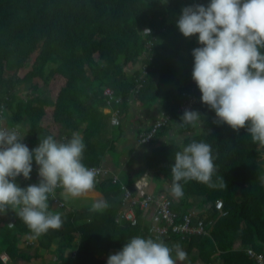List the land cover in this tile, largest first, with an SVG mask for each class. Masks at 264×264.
Returning a JSON list of instances; mask_svg holds the SVG:
<instances>
[{
	"label": "trees",
	"instance_id": "trees-1",
	"mask_svg": "<svg viewBox=\"0 0 264 264\" xmlns=\"http://www.w3.org/2000/svg\"><path fill=\"white\" fill-rule=\"evenodd\" d=\"M207 3L208 0H0V103L9 114L6 121L27 126L25 138L30 150L49 135L66 141L73 132L81 133L86 145L82 162L88 167L100 163L103 151L99 142L110 129V114L102 111L106 105L104 87L112 88L121 97L120 103H113L120 111L131 97L143 105L160 98L163 111L171 117L157 134L176 121L179 131L185 134L184 146L192 141L211 145L215 186L196 180L181 181L184 195L179 203L172 204V209L181 215L178 211L186 205L199 204L202 208L210 203L207 220L213 224L208 235L181 238L170 234L159 241L173 250L175 264L181 260L176 245L179 250L184 247L186 254L197 248L206 264L216 255L218 264H255L245 248L252 246L261 251L264 244V159L260 160L264 145L254 143L245 128L235 131L226 123L214 122L215 112L201 102L191 75L192 50L201 46L198 34L184 37L176 26L182 7ZM145 28L151 29L147 36ZM183 50L185 54H181ZM138 59V70L128 74L127 67ZM142 65L146 70L143 86L130 95L134 76ZM33 78H40L42 85L32 82ZM24 83L22 93L19 86ZM189 94L198 98L189 109L198 111L200 120L195 125L182 126L184 110L177 112V108ZM180 150L179 145L169 144L157 147L152 154V161L163 163L161 173L170 181V166ZM220 177L226 187L220 186ZM16 181L23 187L27 180L18 176ZM111 184H97L109 200L102 212L89 208L61 213L63 207L57 208L49 198V210L59 213L63 224L35 239L17 210L6 209L0 214V264L30 261L56 239L54 264H106L95 253L120 250L134 236L152 238L138 223H115L118 202L113 196L118 186ZM216 199H222V214L213 206ZM25 234L36 241L33 254L18 246ZM75 234L77 243L73 241ZM238 240L243 246L237 249L234 245ZM74 248V259L64 255L66 249Z\"/></svg>",
	"mask_w": 264,
	"mask_h": 264
},
{
	"label": "clouds",
	"instance_id": "clouds-1",
	"mask_svg": "<svg viewBox=\"0 0 264 264\" xmlns=\"http://www.w3.org/2000/svg\"><path fill=\"white\" fill-rule=\"evenodd\" d=\"M176 26L184 37L197 35L192 50V79L201 102L214 110L216 123L233 130L245 128L254 143L264 145V0H208L182 7ZM151 33L145 28L144 35ZM196 110L185 109L181 125H195ZM20 126H0V214L15 209L38 238L63 224L59 213L49 210V197L60 187L73 197L95 187L96 172L82 162L86 145L79 132L66 141L49 135L32 148L22 143ZM33 161L39 166L38 183L21 187L16 177L30 178ZM211 145L192 141L175 153L171 164V192L184 195L183 182L212 184L215 172ZM147 174H145L146 178ZM142 178V179H143ZM222 187L226 183L219 178ZM107 202H96L92 212H102ZM181 258L185 253L179 251ZM172 249L163 241L134 236L106 264H175Z\"/></svg>",
	"mask_w": 264,
	"mask_h": 264
},
{
	"label": "crops",
	"instance_id": "crops-1",
	"mask_svg": "<svg viewBox=\"0 0 264 264\" xmlns=\"http://www.w3.org/2000/svg\"><path fill=\"white\" fill-rule=\"evenodd\" d=\"M136 64L138 68L139 59L137 63L132 64L133 68L127 67L128 69H130L128 74L135 73V71L137 70V68L135 67ZM163 108L164 106L160 98H158L151 105L140 104L139 101L134 97L128 99L124 109L120 111L119 122L117 124H113L110 122L109 133L103 135L101 142H99V147L103 151V153L100 163L97 166L101 167L104 170V173L99 177V181L95 183V187L92 190L75 197L66 194L62 188L57 193V196L59 200L63 202L64 206H61L63 208H60V206H58L57 204H54V206L62 209L61 213H76L81 212L84 209L92 208V205L96 202H107L108 204L109 200L101 192V189L97 186V184L101 183L102 186L104 185L105 187L109 186L111 183V185L116 184L118 186V192L115 196H113V199L118 202V208L115 214V223L120 226L124 224L135 226L138 223L141 226L140 229H147L149 236L154 239L151 228L155 222L153 219L154 209H141L132 205L130 201H127L125 203L124 201H122L124 192L122 188L125 187L126 189L130 190L132 195L137 199H140L147 194H165L170 198L172 202L171 207L172 204L176 205L180 202L181 199L176 198L171 192L172 181L165 178L161 173L160 167L163 163L152 161L151 159L154 150L159 146L177 144L181 147V149L184 147L185 134L179 131V123H177L176 121H171V123L164 130H161V132L157 134V136L149 143H140L138 141L139 134L149 129L150 125L159 116ZM5 110L6 108L4 109L3 115L0 117V123H5L13 127L19 125L21 131L24 133V138L22 140L29 147L28 141L25 138V135L27 133V126L23 123L6 121L9 114L6 113ZM102 111L109 114L104 107H102ZM57 140L61 141L63 140V138H57ZM36 166V163L33 162V167ZM145 174H147V176L146 178H143L145 177ZM22 178L24 177L22 176ZM39 179L40 177L38 176V173L32 170L30 173V178L26 179L27 181L23 187H26L29 184H36L38 183ZM190 201H192V198H190ZM207 204L209 205L210 203ZM208 205L203 206L202 208L198 207L199 204L186 205L185 208L182 211H178V213H182L181 215H183L184 213L189 212L191 209H195L197 210L198 216L203 218L204 221L208 223L209 221L207 220V215L209 214L211 209V207ZM129 209L132 210L135 216L136 222L134 224L124 218L119 217V213L121 211ZM172 210L177 213V211H175L174 209ZM5 220L8 222L10 221V219L8 218H6ZM0 221H2L1 216ZM212 224L213 221H211L210 224H207L206 233L193 234L191 236L208 235ZM57 240L58 239L55 240V244ZM73 241L74 243H77V234H75V238L73 239ZM36 245V241H34V239H32L31 236L27 234L23 235L18 243V246L20 248L29 250L32 254L34 253ZM242 246L243 245L239 242V240L234 245V247L237 249L241 248ZM249 247L253 248L252 246H247L245 250ZM181 248L182 249H180L179 251H183L185 253L184 247ZM43 251L45 252L46 249L40 250V257ZM117 251L119 250L110 249L108 252L102 253V255L95 253V257L105 259V261H107L109 255L115 254ZM257 252L264 253V244H262L261 251ZM75 254V248L66 249L64 252L65 256H68L72 259L75 258ZM218 262L219 259L216 255L211 260V263L208 264H218ZM54 263L55 259L53 261V264ZM180 264L206 263L202 259H200L197 248H193L189 253H185L184 257L180 260Z\"/></svg>",
	"mask_w": 264,
	"mask_h": 264
},
{
	"label": "built area",
	"instance_id": "built-area-1",
	"mask_svg": "<svg viewBox=\"0 0 264 264\" xmlns=\"http://www.w3.org/2000/svg\"><path fill=\"white\" fill-rule=\"evenodd\" d=\"M152 38L154 39L153 36ZM143 53L145 55L147 54V51H144ZM141 63L142 62H140V64ZM145 74H146V70L142 65L139 74H136L134 76L133 86L129 91L130 95H134L138 93L139 90L142 88L145 79L144 78ZM102 92L106 100V105L104 106V108L110 114V122L113 124H117L119 122L120 110L118 109V107H113V103H120L121 97L116 96L115 92L110 87H104ZM196 100H198L196 96L190 94L187 95V99L184 100V102L177 108V112H180L185 109H189ZM4 109H5L4 103H0V117L3 115ZM170 117L171 115L169 113L162 110L159 116L152 122L149 129L139 134L138 141L140 143L151 142L155 138L159 129L162 126H166L168 124ZM0 126L13 127L5 123H0ZM21 142L24 143L23 140ZM88 167L95 170L96 182H98L99 177L104 173V170L99 166H88ZM38 169H39L38 165L36 167L32 166V170L36 171L37 173H38ZM61 189L62 188L58 187L55 190L54 194L50 195L49 197L53 204H57L60 207L64 206L63 202L60 201L57 196V191ZM122 189L124 190L122 201H124L125 203L127 201H130L132 205L139 207L141 209H147V208L154 209L153 219L155 222L151 228H152L153 238L157 241L170 234L178 235L181 238H186L193 234H204L207 232V228H206L207 224L211 223V221L206 223L203 218L199 217L197 214V210L195 209H191L189 212H186L183 215L177 214L172 210L171 207L172 202L170 198L165 194H158V195L147 194L142 198L137 199L132 195L130 190L126 189L125 187H123ZM213 206L218 212H220V214H222V208H223L222 200L220 199L215 200ZM119 217L124 218L133 224L136 222L135 216L131 209L121 211L119 213ZM8 224L9 226H11L12 222L9 221ZM246 253L248 254L249 257H251L254 260L255 264H264V253L257 252L250 247L246 249Z\"/></svg>",
	"mask_w": 264,
	"mask_h": 264
},
{
	"label": "rangeland",
	"instance_id": "rangeland-1",
	"mask_svg": "<svg viewBox=\"0 0 264 264\" xmlns=\"http://www.w3.org/2000/svg\"><path fill=\"white\" fill-rule=\"evenodd\" d=\"M186 51L183 50L181 52V54H185ZM135 67L137 68V64L135 65ZM131 68H133V65H131ZM138 70V68H137ZM127 71L129 72L130 69L127 68ZM8 75L11 74V72H7ZM32 82H36L39 86L42 85V81L40 78H33L32 79ZM22 93L24 92L23 90L26 88V84H22L21 86H19ZM264 159V155H261V160ZM55 247H56V244L53 243L52 245H50L49 249H47L45 252L43 251L41 253V257H35L33 259H31L30 261H23L22 263L20 264H53V261L55 259V254H54V251H55Z\"/></svg>",
	"mask_w": 264,
	"mask_h": 264
}]
</instances>
